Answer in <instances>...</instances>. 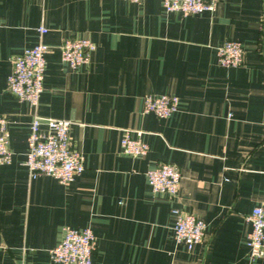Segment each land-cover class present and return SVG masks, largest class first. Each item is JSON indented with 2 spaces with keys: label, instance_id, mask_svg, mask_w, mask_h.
<instances>
[{
  "label": "crops",
  "instance_id": "0c3cea01",
  "mask_svg": "<svg viewBox=\"0 0 264 264\" xmlns=\"http://www.w3.org/2000/svg\"><path fill=\"white\" fill-rule=\"evenodd\" d=\"M76 36L95 48L72 68L60 45ZM39 38L49 49L33 107L6 77ZM226 39L243 45L238 66L217 61ZM146 93L176 94L179 108L144 111ZM0 113L12 151L0 165V264H57L50 248L66 226L91 228L95 264H264L246 243L247 215L264 199V0H218L189 14L161 0H0ZM34 113L73 121L84 169L67 184L31 177L24 163ZM126 128L148 143L146 154L121 150ZM161 162L180 171L174 195L146 178ZM175 207L206 221L191 250L173 237Z\"/></svg>",
  "mask_w": 264,
  "mask_h": 264
},
{
  "label": "built area",
  "instance_id": "2783aa9c",
  "mask_svg": "<svg viewBox=\"0 0 264 264\" xmlns=\"http://www.w3.org/2000/svg\"><path fill=\"white\" fill-rule=\"evenodd\" d=\"M140 1V0H129ZM166 11H179L182 14L213 10L218 0H161ZM44 25L38 26L39 34L45 33ZM95 43L88 37L65 38L60 45V56L70 67L88 63ZM49 45L41 40L24 47L12 60V67L6 77L8 89L20 100L36 107L43 89L45 74V54ZM217 61L225 67L238 66L244 60V48L237 39H226L217 47ZM179 108V97L171 93H146L143 96V110L153 111L159 117H167ZM7 116L0 113V165L9 163L12 151L8 145ZM73 121L66 118L44 117L33 114L27 137L24 163L31 177L47 174L67 184L84 169L80 150L72 145L70 127ZM44 125V127H43ZM121 150L130 155L141 156L147 153L148 143L129 128L123 129L120 137ZM153 191L174 195L179 186L180 171L169 162H161L145 171ZM175 220L173 237L191 250L204 240L206 221L195 213L183 208H173ZM251 228L246 243L251 258H258L264 252V199L254 205L247 215ZM94 235L89 226L74 228L66 226L60 240L50 248V257L57 264H95L93 250Z\"/></svg>",
  "mask_w": 264,
  "mask_h": 264
}]
</instances>
